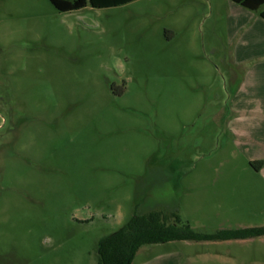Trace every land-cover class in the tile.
<instances>
[{"label": "rangeland", "instance_id": "obj_1", "mask_svg": "<svg viewBox=\"0 0 264 264\" xmlns=\"http://www.w3.org/2000/svg\"><path fill=\"white\" fill-rule=\"evenodd\" d=\"M239 7L0 0V264H100L101 238L151 211L264 226V58L241 57L258 11ZM131 264H264V236L144 244Z\"/></svg>", "mask_w": 264, "mask_h": 264}, {"label": "trees", "instance_id": "obj_2", "mask_svg": "<svg viewBox=\"0 0 264 264\" xmlns=\"http://www.w3.org/2000/svg\"><path fill=\"white\" fill-rule=\"evenodd\" d=\"M133 0H50L51 4L59 11H71L84 7L89 3L92 7H110L129 3ZM241 6L258 10L264 5V0H231ZM264 18V10L260 12ZM262 161L251 162L258 170ZM161 212H149L148 214L133 215L118 230L101 238L98 244L100 264H131L138 248L141 245L164 243L173 240L186 241H219L229 239H244L264 236V226L246 227L239 229H220L214 233H197L184 225L183 228H175L167 224Z\"/></svg>", "mask_w": 264, "mask_h": 264}, {"label": "crops", "instance_id": "obj_3", "mask_svg": "<svg viewBox=\"0 0 264 264\" xmlns=\"http://www.w3.org/2000/svg\"><path fill=\"white\" fill-rule=\"evenodd\" d=\"M237 5L240 6L239 8H245L241 6L240 4H237ZM238 10L240 11V9ZM262 10H264V5H262L258 10H256L258 11L257 15L255 16L250 15L249 17L246 18L245 22H243V19L240 20L242 21V24L245 23V25L248 26V28L244 31V37H243V44L246 50L243 56L241 57H249V58L263 57L264 58V18L260 16V12ZM252 11H255V10H252ZM241 12H245V11L241 9ZM233 108H232L233 109L232 112H234L235 114H238L239 109H237L234 106ZM234 130L237 131V129H234Z\"/></svg>", "mask_w": 264, "mask_h": 264}]
</instances>
